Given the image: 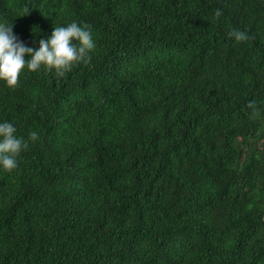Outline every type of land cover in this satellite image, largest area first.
Listing matches in <instances>:
<instances>
[{
	"label": "trees",
	"instance_id": "trees-1",
	"mask_svg": "<svg viewBox=\"0 0 264 264\" xmlns=\"http://www.w3.org/2000/svg\"><path fill=\"white\" fill-rule=\"evenodd\" d=\"M10 4L30 46L77 20L97 47L0 82L28 141L0 168V264H264V0Z\"/></svg>",
	"mask_w": 264,
	"mask_h": 264
},
{
	"label": "clouds",
	"instance_id": "clouds-1",
	"mask_svg": "<svg viewBox=\"0 0 264 264\" xmlns=\"http://www.w3.org/2000/svg\"><path fill=\"white\" fill-rule=\"evenodd\" d=\"M10 1L0 0L2 16L6 19L15 16ZM215 15L221 16L222 9L217 8ZM28 18L27 14L25 19ZM13 27V23L0 20V82L9 88L18 86L25 70L46 68L63 76L77 63H90L91 51L97 47L92 26L77 20L56 25L50 36L39 39L38 47L26 44ZM228 34L237 41L248 39V33L238 28H233ZM39 135L38 131H32L30 138L36 141ZM27 147L28 141L17 135L16 125L12 121H0V168L8 171L17 168L18 156Z\"/></svg>",
	"mask_w": 264,
	"mask_h": 264
}]
</instances>
